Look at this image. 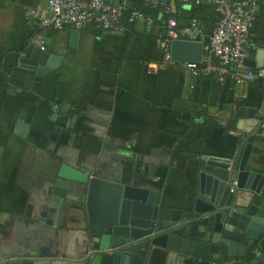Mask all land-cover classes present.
I'll use <instances>...</instances> for the list:
<instances>
[{"label": "crops", "instance_id": "0c3cea01", "mask_svg": "<svg viewBox=\"0 0 264 264\" xmlns=\"http://www.w3.org/2000/svg\"><path fill=\"white\" fill-rule=\"evenodd\" d=\"M125 1L153 18L151 30L129 12L121 34L92 26L76 35L72 27L47 29L46 50L62 61L37 93L14 89L9 78L37 34L25 9L40 0H0V264L87 256L86 198L54 193L63 164L158 191L161 203L181 210L191 203L207 159L233 158L242 145L233 116L262 100L264 77L238 84L162 67L167 16L145 0ZM180 2L170 0L178 27H187L193 9ZM250 37L253 60L264 44V0ZM255 142L262 153L253 157L264 168V136ZM246 264H264V230Z\"/></svg>", "mask_w": 264, "mask_h": 264}, {"label": "water", "instance_id": "95a60500", "mask_svg": "<svg viewBox=\"0 0 264 264\" xmlns=\"http://www.w3.org/2000/svg\"><path fill=\"white\" fill-rule=\"evenodd\" d=\"M79 32L72 30L73 35ZM203 50L201 42L175 40L172 59L200 62ZM254 52L246 64L264 68V44ZM61 61V56L29 46L9 80L14 89L40 93ZM233 119L242 145L233 158L207 159L191 203L181 210L161 203L158 191L63 164L54 193L69 200L86 198L91 238L87 256L15 258L2 264H246L264 230V168L253 157L262 153L255 141L264 136V94L258 104L240 106Z\"/></svg>", "mask_w": 264, "mask_h": 264}, {"label": "built area", "instance_id": "2783aa9c", "mask_svg": "<svg viewBox=\"0 0 264 264\" xmlns=\"http://www.w3.org/2000/svg\"><path fill=\"white\" fill-rule=\"evenodd\" d=\"M155 8H161L167 16V33L161 40L164 50L162 67L182 68L192 76H214L219 81L234 79L238 84L244 81L264 77V68L244 71L251 49L250 29L257 19L260 0H208L219 14L212 31H207L202 23L194 18L187 27L178 28L170 0H145ZM185 3L205 0H179ZM129 12L130 20H143L147 30H151L154 20L140 10L129 7L127 1L112 3L109 0H40L37 6L25 9V16L31 20L39 32L33 39V45L46 50L45 31L66 27L96 29L124 33L126 26L123 15ZM52 13V16L48 15ZM186 40L203 43L202 59L197 61H176L172 59V43ZM158 66L149 68L155 72Z\"/></svg>", "mask_w": 264, "mask_h": 264}, {"label": "trees", "instance_id": "16d2710c", "mask_svg": "<svg viewBox=\"0 0 264 264\" xmlns=\"http://www.w3.org/2000/svg\"><path fill=\"white\" fill-rule=\"evenodd\" d=\"M205 1L202 2H193V3H185L180 2V5L189 4L192 6V17L191 20L194 18H197L202 25L205 27V29L212 31L216 22L219 19V14L215 11V7L209 4H205ZM180 13V12H179ZM172 16L176 19V21L179 20V16L177 14H172ZM178 28H183V26H180ZM39 32V29L37 28V33ZM200 77H208V78H214V76H198Z\"/></svg>", "mask_w": 264, "mask_h": 264}]
</instances>
